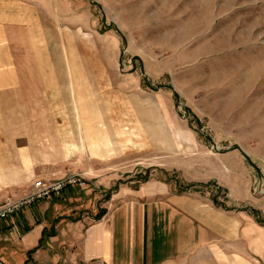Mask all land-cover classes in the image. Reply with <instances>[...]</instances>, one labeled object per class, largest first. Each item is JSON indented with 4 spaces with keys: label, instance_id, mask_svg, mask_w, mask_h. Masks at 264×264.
Instances as JSON below:
<instances>
[{
    "label": "rangeland",
    "instance_id": "obj_1",
    "mask_svg": "<svg viewBox=\"0 0 264 264\" xmlns=\"http://www.w3.org/2000/svg\"><path fill=\"white\" fill-rule=\"evenodd\" d=\"M18 1L39 16L30 29L18 24L15 44H0V152L28 137L39 160L45 138L69 121L81 125L80 148L58 135L49 150L81 161L55 166L63 171L49 179L47 166L0 165V206L21 198L19 180L31 189L39 178L79 175L87 186L50 199L72 219H94L113 196L156 180L264 238V0ZM99 87L133 94L159 146L90 162L79 112L84 99H100Z\"/></svg>",
    "mask_w": 264,
    "mask_h": 264
},
{
    "label": "crops",
    "instance_id": "obj_2",
    "mask_svg": "<svg viewBox=\"0 0 264 264\" xmlns=\"http://www.w3.org/2000/svg\"><path fill=\"white\" fill-rule=\"evenodd\" d=\"M33 16L39 14L31 3L0 0V44L2 40L15 44L18 24L30 29ZM13 83L17 84L16 80ZM95 90L101 93L100 99H84L79 112L88 119L83 131L92 138L88 144L94 153L88 158L90 162L109 165L128 151L159 146V138L155 141L154 133L146 129L147 122L155 126L154 118L150 121L139 112L133 94L122 89L114 93L100 87ZM71 115L75 117L77 112ZM72 125L63 121L57 126L55 136L45 138L51 146L46 144L41 150L44 155H37L35 158L41 159L35 161L30 139L25 136L20 145L14 139L6 155L2 157L0 152V165H29L30 172L34 165L47 166L44 171L49 179L52 173L63 171L55 166L78 164L81 158L75 159L77 152L66 156L62 151L49 150L58 135L68 150L80 148L81 125ZM112 149L118 153L114 155ZM2 173L0 182L4 181ZM20 181L25 186L15 197L25 196L33 188L34 181L29 184L31 189L25 179ZM162 186L153 180L142 182L134 193L124 190L94 219L70 218L66 206L55 199L26 205L13 217L0 221V264H264V238L249 236L251 228L246 226L241 231L239 219L221 212L209 217L204 203L199 205L190 196Z\"/></svg>",
    "mask_w": 264,
    "mask_h": 264
},
{
    "label": "built area",
    "instance_id": "obj_3",
    "mask_svg": "<svg viewBox=\"0 0 264 264\" xmlns=\"http://www.w3.org/2000/svg\"><path fill=\"white\" fill-rule=\"evenodd\" d=\"M85 187L87 181L79 175H68L55 180L39 178L33 182V190L17 199H6L0 206V221L13 217L24 206L60 195L67 187Z\"/></svg>",
    "mask_w": 264,
    "mask_h": 264
},
{
    "label": "trees",
    "instance_id": "obj_4",
    "mask_svg": "<svg viewBox=\"0 0 264 264\" xmlns=\"http://www.w3.org/2000/svg\"><path fill=\"white\" fill-rule=\"evenodd\" d=\"M214 197H216V196H214ZM103 213H104V212L100 213V214L98 215V217H100Z\"/></svg>",
    "mask_w": 264,
    "mask_h": 264
}]
</instances>
